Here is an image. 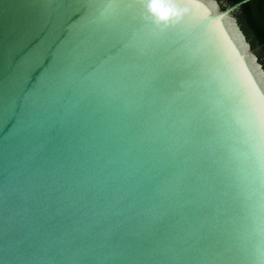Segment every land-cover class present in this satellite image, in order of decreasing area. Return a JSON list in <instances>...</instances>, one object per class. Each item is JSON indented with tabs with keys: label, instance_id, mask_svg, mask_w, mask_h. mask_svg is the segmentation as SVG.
Instances as JSON below:
<instances>
[{
	"label": "water",
	"instance_id": "water-1",
	"mask_svg": "<svg viewBox=\"0 0 264 264\" xmlns=\"http://www.w3.org/2000/svg\"><path fill=\"white\" fill-rule=\"evenodd\" d=\"M247 1L0 0V264H264Z\"/></svg>",
	"mask_w": 264,
	"mask_h": 264
},
{
	"label": "trees",
	"instance_id": "trees-1",
	"mask_svg": "<svg viewBox=\"0 0 264 264\" xmlns=\"http://www.w3.org/2000/svg\"><path fill=\"white\" fill-rule=\"evenodd\" d=\"M234 4L240 0H225ZM241 28L250 39L251 45L264 66V0H250L243 3L237 13Z\"/></svg>",
	"mask_w": 264,
	"mask_h": 264
}]
</instances>
